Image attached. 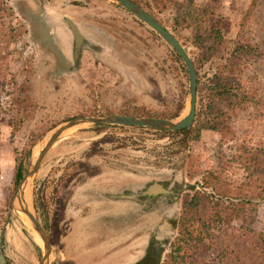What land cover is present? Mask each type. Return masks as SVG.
<instances>
[{
  "label": "rangeland",
  "instance_id": "obj_1",
  "mask_svg": "<svg viewBox=\"0 0 264 264\" xmlns=\"http://www.w3.org/2000/svg\"><path fill=\"white\" fill-rule=\"evenodd\" d=\"M137 1L151 5L149 0ZM193 1L212 12L211 20L218 22L227 43L235 37L249 2ZM3 6L11 15L1 11ZM151 12L173 35L171 12H157L152 6ZM0 16V251L2 264H36L41 242L11 205L14 152L23 151L33 139L28 150L34 154L49 130L73 117L138 115L141 108L163 113L181 97V118L187 112V75L161 37L107 0H0ZM64 17L86 42L77 63ZM263 21L261 10L258 22L246 25V34L262 38ZM200 27L202 37L209 39L206 24ZM186 33L180 30L173 36L191 59L194 47L184 44ZM218 63L213 59L199 69V84L206 83ZM256 63L264 79L263 55ZM12 74L29 79L33 106L25 109L22 124L11 135L10 115L17 109L9 94ZM100 125L64 131L28 180V204L51 248L47 264H129L134 255H141L149 237L161 242L156 264H164L183 195L199 189L201 176L216 171L217 136L200 130L183 137L146 127ZM153 181L177 188L172 202L144 207L147 202L137 192ZM124 191L135 201L105 197L124 196ZM253 194L246 221L264 231V202ZM207 226L224 244L218 225L209 220ZM249 254L242 256V263Z\"/></svg>",
  "mask_w": 264,
  "mask_h": 264
},
{
  "label": "trees",
  "instance_id": "obj_2",
  "mask_svg": "<svg viewBox=\"0 0 264 264\" xmlns=\"http://www.w3.org/2000/svg\"><path fill=\"white\" fill-rule=\"evenodd\" d=\"M131 1L154 18L151 6L157 12H171L173 35L186 30L184 44L194 47L191 61L196 75L205 63L219 60L205 84H199L196 79V107L190 127L176 131L146 127L183 137L192 130L209 131L217 136L216 171L201 176L199 189L183 195L164 264H264V231L246 221L251 194L264 202V79L256 68V59L264 57V36L251 38L245 29L248 23L258 22L264 0H249L230 43L221 35L218 22L211 20L212 12L207 11L206 5H197L193 0H149L151 5ZM2 10L12 13L9 7L3 6ZM200 23H205L211 31L209 39L202 37ZM10 83L9 94L17 105L16 114L10 115L12 135L23 122L22 113L33 103L28 78L18 80L12 74ZM182 108L180 97L167 112L153 113L141 108L137 114L175 118ZM32 143L33 139L28 146ZM28 146L14 152L13 188L25 170ZM209 220L218 225L226 238L224 244H219L217 233L208 228ZM248 252V262L242 263V256Z\"/></svg>",
  "mask_w": 264,
  "mask_h": 264
},
{
  "label": "water",
  "instance_id": "obj_3",
  "mask_svg": "<svg viewBox=\"0 0 264 264\" xmlns=\"http://www.w3.org/2000/svg\"><path fill=\"white\" fill-rule=\"evenodd\" d=\"M114 3L115 5L123 8L127 12L131 13L137 19L145 23L150 29H152L159 37H161L175 52V54L182 61L188 82L187 89V112L181 117L175 118H160L151 116H139V115H102V116H78L73 117L68 120L62 121L61 123L54 126L48 131L47 136H45L44 142L40 149H38L34 154L29 150L28 161L24 172L22 173L20 179L14 186V195L11 201L12 208L17 212L21 213L27 223L30 225L32 230L36 233L42 246V254L36 264H47L49 256L51 254V248L48 243L47 235L41 226V224L35 218L33 211L31 210L28 202L27 207H20L18 205V197L20 195L23 185L27 186L29 178L37 171L39 163L43 155L49 149V147L61 136V134L67 129L81 124L89 125H116V126H137V127H158L166 129L169 131H176L190 127L192 124L194 114H195V98H196V74L192 64V61L184 49V47L176 40V38L165 29L154 17H152L148 12L142 9L140 6L132 2L131 0H107ZM63 21L69 28L72 39V52L73 57L76 58L82 43L81 36L76 30L75 25L72 21L64 17ZM27 190V188H26ZM162 191L166 192L158 184H152L149 186L144 193L151 194L153 192ZM3 262V257L0 251V264Z\"/></svg>",
  "mask_w": 264,
  "mask_h": 264
},
{
  "label": "flooded vegetation",
  "instance_id": "obj_4",
  "mask_svg": "<svg viewBox=\"0 0 264 264\" xmlns=\"http://www.w3.org/2000/svg\"><path fill=\"white\" fill-rule=\"evenodd\" d=\"M75 27H76V25H75ZM76 30L79 33V30H78L77 27H76ZM79 35L81 36L80 33H79ZM71 36H72V34H71ZM81 39H82V43L80 45V49H79V52H78V55H77L76 58L73 57V52H72L73 63H77L78 58H79L80 51L86 45V42L84 41V39L82 38V36H81ZM72 45H73V39H72ZM152 184H158L160 187H162L163 189H165V191L166 190L167 191L166 192H162V191L155 190V192H153L151 194H145L144 191L149 186H151ZM123 194H124V196H122V195H115V194H109V195H105V197H108V199H111V200H117V199L119 200L121 198V199H124V200H130V201L131 200H134L135 201L134 195H132L131 192L124 191ZM176 194H177V188L176 187H169L168 188V187H166L164 185V183L154 182V181L148 183L142 190H140V191L137 192V196L139 198H142V202L143 201L147 202V204L144 206L145 208L151 207L153 205H159V204H162L164 202H167V203L168 202H172L173 201L172 198H175V195ZM160 248H161V242L158 241V240H155L152 237H149L148 240H147V242H146V245H145L144 249L141 252V255L138 256V257L136 255H134L135 258L129 264H156L157 261H158V259H159V254H160V251H161Z\"/></svg>",
  "mask_w": 264,
  "mask_h": 264
},
{
  "label": "bare ground",
  "instance_id": "obj_5",
  "mask_svg": "<svg viewBox=\"0 0 264 264\" xmlns=\"http://www.w3.org/2000/svg\"><path fill=\"white\" fill-rule=\"evenodd\" d=\"M26 188H27V186L24 184L23 187H22V190H21L22 193H20V195L18 197V205H20V207H25L26 206L27 209H28L27 202L29 203V201H28L29 199H27V195H28L27 190L28 189L26 190Z\"/></svg>",
  "mask_w": 264,
  "mask_h": 264
}]
</instances>
